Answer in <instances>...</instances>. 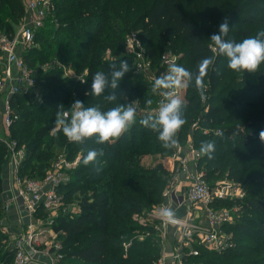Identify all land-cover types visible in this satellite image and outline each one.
Here are the masks:
<instances>
[{
  "label": "trees",
  "instance_id": "trees-1",
  "mask_svg": "<svg viewBox=\"0 0 264 264\" xmlns=\"http://www.w3.org/2000/svg\"><path fill=\"white\" fill-rule=\"evenodd\" d=\"M53 1L54 16L36 31L38 45L23 53L26 63L35 68L41 100L31 92L11 97L18 115L11 135L25 145L21 176L43 177L63 146L69 160L81 152L69 181L58 186L64 201L76 203L78 211L59 214L53 224L61 236L62 257L57 264H158L162 257L157 220L148 215L153 223H139L135 214L163 202L173 171L167 157L174 148L162 147L158 132L139 123L147 115L137 111V122L111 143H96L93 137L76 144L62 130L50 135L57 112L69 109L74 99L85 107L99 105L102 111L133 101L136 108L154 105L152 84L134 71V56L126 50V38L133 32L153 61L168 47L180 52L176 49L180 37L189 46L188 52L177 53L180 66L196 74L203 58L214 59L204 78L203 99L194 82L185 87V124L176 138L185 143L192 129V143L199 152L202 142L213 141L212 159L201 154L198 160L205 178L212 184L210 176L221 173L246 190L244 198L216 201L239 205L241 215L223 226L228 246L220 251L201 248L190 259L198 264H264V142L259 139L264 130V63L254 74L232 71L227 58L217 54L209 40L225 16L230 17L226 39L239 43L264 31V0ZM24 14V0H0V29L14 32ZM121 60L128 61L131 71L116 90L118 100L105 101L107 92L100 97L90 95L92 76L110 72V65L118 66ZM59 63L73 66L77 73L88 70L85 82L64 76ZM147 99L153 105L148 106ZM88 150L102 154L85 165ZM155 155L152 163L146 162ZM5 157L6 147L0 141V194ZM5 214V202L0 199V221ZM140 231L145 232L144 238L136 234ZM9 243V234L0 230V264H13L15 248Z\"/></svg>",
  "mask_w": 264,
  "mask_h": 264
},
{
  "label": "built area",
  "instance_id": "built-area-1",
  "mask_svg": "<svg viewBox=\"0 0 264 264\" xmlns=\"http://www.w3.org/2000/svg\"><path fill=\"white\" fill-rule=\"evenodd\" d=\"M24 7V17L14 32H8L5 28L0 29V141L6 147L4 170L8 171L13 179L14 196L11 200L21 211L26 222V232L15 237L9 245L15 248L13 264H32L43 254L49 256L48 264H57L62 257L59 252L60 242L54 241L50 245L45 236L40 237L42 230L39 229L47 226L46 228L54 234L56 232L52 227L58 215L78 210V207L71 208L70 203L65 202L63 195L58 192V186L69 181V174L61 169H55L41 179L21 176L19 168L25 157V145H19L11 135V126L18 117L12 108L11 97L18 93L31 92L34 99L41 100V92L36 85L35 68L26 63L23 53L38 45L36 31L54 16L55 3L53 0H24ZM125 43L128 53L135 58V71L148 76L149 82L166 73L169 62L175 61L179 64V56L173 51H166L159 58L160 66L152 70V61L138 34L130 33ZM58 65L62 67L64 76L85 81L88 70L77 73L71 65L62 63ZM184 90L185 88L176 90V96L181 100L185 96ZM155 96L152 107L139 108L141 115L154 113L158 109L162 97L159 93H155ZM74 101L76 100L70 102V107L66 110L71 109ZM195 125L196 123L193 126ZM200 156L201 153L192 141L187 140L185 143L178 141V146L167 157L173 171L163 192L164 200L149 213L151 218L159 222L160 228L165 232L164 236L165 229L172 226L177 230L178 239L185 243L174 252L172 264H198L196 261L188 262L187 256L197 255L201 248L220 251L228 246V235L223 236V226L234 220L232 209L217 207L216 201L245 196L242 186L232 180L218 185L210 184L205 178L204 169L199 165ZM62 164L73 167L77 160L67 161L60 158L53 163L54 166ZM3 192L0 199L5 202L7 212L9 201L1 198ZM168 203L175 211L174 222H167L160 216V210L168 207ZM198 210L203 213V217L196 215ZM44 212L50 214L47 220H43ZM4 219L5 216L0 221V230L7 233ZM41 243H45L47 249H41ZM163 263L164 256L158 264Z\"/></svg>",
  "mask_w": 264,
  "mask_h": 264
},
{
  "label": "clouds",
  "instance_id": "clouds-1",
  "mask_svg": "<svg viewBox=\"0 0 264 264\" xmlns=\"http://www.w3.org/2000/svg\"><path fill=\"white\" fill-rule=\"evenodd\" d=\"M229 30L230 17L225 16L219 24L218 33L212 34L209 39L212 42L210 47H213L217 54L227 58V67L230 70L256 73L260 65L264 63V31L237 43L226 39ZM213 64V57H205L198 64L197 73L193 74L175 61H171L168 63L166 73L155 79L152 92L159 93L162 99L159 101L158 109L140 119L139 123L145 128L158 132V140L162 147L166 149L177 147V133L185 124L182 113L183 101L176 96V90L194 82L195 89L203 99L206 92L204 78ZM110 68L111 71L108 73L98 71L92 76L90 95L100 97L107 92L104 100L113 103L118 100L116 90L119 89L122 78L131 69L127 60H121L118 66L113 63ZM145 103L151 106L153 101L147 99ZM136 117L135 101L127 104L119 103L115 107L102 111L99 105L85 107L82 101L76 100L70 110L57 112L54 124L57 129L62 130L69 142L83 144L85 140L95 137L96 143L103 144L111 143L128 132L137 122ZM259 139L264 142V130L259 132ZM214 152L213 141L201 143L202 155L212 159ZM101 154L96 150H88L83 163L88 165ZM160 216L167 222H174L175 211L170 207H164L160 210Z\"/></svg>",
  "mask_w": 264,
  "mask_h": 264
},
{
  "label": "rangeland",
  "instance_id": "rangeland-1",
  "mask_svg": "<svg viewBox=\"0 0 264 264\" xmlns=\"http://www.w3.org/2000/svg\"><path fill=\"white\" fill-rule=\"evenodd\" d=\"M223 4H224V2H221V5L223 6ZM212 6V5H211ZM212 8V7H211ZM212 10H214V9H212ZM133 33H136V32H133ZM178 38V37H177ZM177 41H178V45L176 46V49L178 50V51H180V52H175V50H173L172 48H170V47H168V48H166L165 49V51L164 52H166V51H173L174 53H184V52H188L189 50H188V48H189V46H188V44H186L185 42H184V40L180 37V38H178L177 39ZM142 44H143V47H144V49H145V51H146V53H147V55L149 56V58H150V60L152 61V66H151V69L152 70H154L155 68H157V67H159L160 66V60H156V61H153L152 60V58L150 57V55H149V53L147 52V48H146V46H145V43H143V41H142ZM185 47H184V46ZM180 48V49H179ZM126 50H127V47H126ZM128 51V50H127ZM146 55V56H147ZM147 56V57H148ZM132 63H133V68H134V64H135V58H132ZM134 71H135V69H134ZM136 72V71H135ZM137 73V72H136ZM143 79H145V80H147L148 81V76H146V75H142V74H140V73H138ZM151 82V84L153 85V83H154V81L153 80H150ZM183 89V88H182ZM186 91H187V89H185L184 90V94L186 93ZM136 103V102H135ZM154 103H155V101H154ZM152 105H153V103H152ZM139 110V108H137V111ZM192 128V127H191ZM57 130H59V129H57L55 126L52 128V130L50 131V135L51 134H54V132L55 131H57ZM192 129H190V133H189V136L190 137H188V139L187 140H189V141H192L193 140V137H192ZM56 149L58 148L57 146L55 147ZM57 155H56V157L55 158H53L52 159V163H51V166L49 167V168H47L46 169V172H45V174H44V176L45 175H47L48 174V172H53L55 169H61V170H63L64 172H66V173H68L69 174V177L71 178V170L73 169V168H75L77 165H78V163H79V161L81 160V152H79L78 154H77V156L73 159V160H69L68 159V153H67V150H66V146H63V147H61V149H59L58 150V152L56 153ZM155 157H157L156 155L153 157L152 156V158L151 157H147L146 158V162H151L152 163V160H153V158H155ZM60 158H62V159H65V160H67V161H75V160H77V164L75 165V166H73V167H67L65 164H62V165H60V166H54L53 165V163H55L56 161H58ZM6 162V161H5ZM6 168V164L4 163V165H3V167H2V169H3V171H4V169ZM3 171H2V173H3ZM43 176V177H44ZM222 175H221V173L220 174H215V175H212V176H210V181H213V183L212 184H214V185H218V184H220V183H228V182H230L229 181V179H227L226 177H221ZM43 177H41V176H39V177H36V178H38V179H41V178H43ZM242 189H244V190H246L244 187H242ZM77 204L76 203H70V206H71V208H77L78 206H76ZM216 206L217 207H226V208H230V207H232L231 209H232V214H233V218L235 219V217H237V216H239V215H241V213L239 212V205L238 204H234V205H225V204H221V203H216ZM168 207H170L171 208V206H170V203H168ZM78 210H75L73 213H76ZM152 212V210H148V209H143V211L142 212H140V214L139 213H137V214H135V218L136 219H138L139 220V223H143L144 224V222H150V223H153V220L152 219H149V218H147V217H149L150 216V214L149 213H151ZM44 215H43V220H47L48 219V217L50 216V214L48 213V212H44L43 213ZM149 215V216H148ZM196 215H199V217H203V213L200 211V210H198L197 212H196ZM47 226H45V227H42L41 229H39V230H42V234L40 235V237H43V236H45V239L50 243V245H51V243L52 242H54V241H60L61 240V236L59 235V234H57V233H54V234H52L51 232H50V230L48 229V228H46ZM156 227H157V229H158V233L160 234V239H161V253H162V256H164V263L163 264H172V260H174V252L181 246V245H185V243H184V241H182V240H180V239H178V234H177V230L174 228V227H172V226H168L167 227V229H165V231H166V236H164V231H163V229H161L160 228V224H159V222L157 221L156 222ZM162 231H163V233H162ZM223 236H227L228 235V232L226 231V229L224 228L223 229ZM136 234H139V237H141V238H144V234H145V232H143V231H140V232H136ZM9 239H10V242H12L13 240H14V238L11 236V234H9ZM180 241V242H179ZM192 243H193V241H192ZM10 244V243H9ZM41 249H47V246H46V244L45 243H41ZM52 255H53V253H52ZM46 257H47V259H48V262L47 263H49V261H50V258H49V256L48 255H46ZM187 260H188V262H194V261H196V259L195 260H193V258L192 259H190V256H187Z\"/></svg>",
  "mask_w": 264,
  "mask_h": 264
},
{
  "label": "crops",
  "instance_id": "crops-1",
  "mask_svg": "<svg viewBox=\"0 0 264 264\" xmlns=\"http://www.w3.org/2000/svg\"><path fill=\"white\" fill-rule=\"evenodd\" d=\"M3 181H4V192L1 196L4 200L9 201V208L5 214L4 223L7 225V233L11 234L13 238L26 232L25 218L23 217L21 211L17 208L12 197L14 196V186L13 179L9 175L8 171H3ZM11 244V242H10ZM10 246V245H9ZM48 259L46 255L39 256L32 264H48Z\"/></svg>",
  "mask_w": 264,
  "mask_h": 264
}]
</instances>
